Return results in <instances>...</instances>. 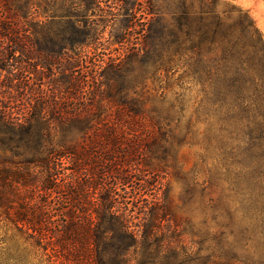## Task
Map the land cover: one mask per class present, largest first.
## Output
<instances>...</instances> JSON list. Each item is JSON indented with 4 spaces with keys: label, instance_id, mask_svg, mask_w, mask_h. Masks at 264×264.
I'll return each instance as SVG.
<instances>
[{
    "label": "trees",
    "instance_id": "trees-1",
    "mask_svg": "<svg viewBox=\"0 0 264 264\" xmlns=\"http://www.w3.org/2000/svg\"><path fill=\"white\" fill-rule=\"evenodd\" d=\"M83 1L82 16L95 0ZM199 1L192 14H177L169 35H150L154 44L95 63L90 99L76 93L81 79L74 77L50 101L34 95L39 99H30L26 112L0 103L2 253H73L74 264L182 263L175 253L155 257L159 239L153 221L169 210L161 206L169 200L162 197V163L193 140L199 144L200 71L207 50L214 58L222 53L234 66L232 80L238 88L249 89L247 81L252 84L249 101L238 98L235 107L246 112L252 148L264 151V80L245 79L249 70L242 67L243 53L226 54L232 26H226L227 16L217 13L212 1ZM73 7L71 0H0L1 36L13 34L14 21L29 31L26 40L0 43L1 100L8 98L4 92L22 89L28 73H38L26 66L30 58H38L35 66L44 68L65 56L64 71L85 61L81 47L86 44L80 37L85 31ZM236 10L233 25L257 48L262 34L247 10ZM187 52L191 79L185 80L184 73L167 76ZM135 62L139 74L131 76ZM150 79L154 91L164 83L179 91L170 97L147 93ZM69 88L74 89L71 97L65 94ZM172 248L168 243L162 250Z\"/></svg>",
    "mask_w": 264,
    "mask_h": 264
},
{
    "label": "rangeland",
    "instance_id": "rangeland-1",
    "mask_svg": "<svg viewBox=\"0 0 264 264\" xmlns=\"http://www.w3.org/2000/svg\"><path fill=\"white\" fill-rule=\"evenodd\" d=\"M71 1L79 28H83L86 34L80 35L86 44L81 47L86 50L85 61L80 60L78 66L64 71L65 56L58 57L44 68H40V64L35 66L40 62L38 58H30V65L26 66L30 69L36 67L38 73H28L23 83L25 86L18 91L11 90L10 95L4 92V98H8H0V103H10L15 111L26 112L34 95H42V101H50V96L59 89L63 90L74 77L81 79V88L76 93L88 100L92 94L89 90H94L89 89V84L94 80L95 63L102 58L106 61L128 50L135 52L154 44L156 41L150 35L160 32L169 35L177 14L183 10L192 14L200 3L199 0H95L90 4L91 9L82 16L86 2ZM210 1L217 13L227 16L226 26L232 25L226 54L243 53L245 61L242 67L249 70L245 79L264 80V0ZM237 8L249 12L262 34L257 48L250 44L249 35L240 33L233 25ZM26 34L29 31H24L14 21L13 34L5 37L0 34V43L10 44L9 38L26 40ZM37 35L42 38L41 33ZM24 44L27 46L28 42ZM208 48L212 49L211 46ZM186 55L177 65H171L167 76L173 74L176 77L184 73L185 80L191 79L188 52ZM205 55L200 71L203 112L197 124L199 144L193 140L189 146H182L176 157H169L162 163V197L169 200L161 206H167L169 210L159 222L153 221L159 239L155 257L175 253L181 257V264H264V155L260 156L264 151L252 148L251 128L244 119L246 112L235 107L238 98L249 101L252 84L247 81L244 86L250 88L241 90L232 80L235 78L234 66L222 59V53L218 52L214 58L209 49ZM88 69L92 72L86 73ZM131 69L134 70L131 76L139 74L136 62ZM198 75L193 77L197 79ZM164 77L162 73V81ZM151 81H147V93L165 92L170 97L179 91L165 83L164 87L160 84L154 91ZM73 90L69 88L66 96H73L70 94ZM34 98L36 101L39 99L38 96ZM104 108L106 110L107 106ZM94 146V155L98 156L100 150L97 144ZM155 180L152 178V183ZM139 204L136 207L138 213ZM3 233L4 229L0 227V264H74L73 253H42L31 249L24 253H2L6 246ZM168 243L174 248L162 250Z\"/></svg>",
    "mask_w": 264,
    "mask_h": 264
}]
</instances>
